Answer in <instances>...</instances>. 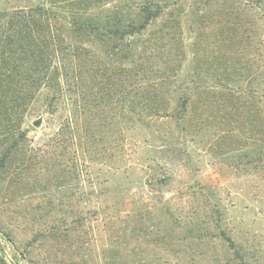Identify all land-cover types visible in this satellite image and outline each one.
Listing matches in <instances>:
<instances>
[{
  "label": "rangeland",
  "instance_id": "obj_1",
  "mask_svg": "<svg viewBox=\"0 0 264 264\" xmlns=\"http://www.w3.org/2000/svg\"><path fill=\"white\" fill-rule=\"evenodd\" d=\"M84 46L66 106L25 120L0 177V264H264V6L176 0L134 59ZM144 103L161 116L134 121Z\"/></svg>",
  "mask_w": 264,
  "mask_h": 264
},
{
  "label": "trees",
  "instance_id": "obj_2",
  "mask_svg": "<svg viewBox=\"0 0 264 264\" xmlns=\"http://www.w3.org/2000/svg\"><path fill=\"white\" fill-rule=\"evenodd\" d=\"M114 1L14 0L11 6L0 10V133L5 140L0 177L8 173L14 154L27 152L30 148L27 132L22 128L25 120L42 114L53 115L62 108L69 74L75 84L80 83L85 62L83 56L88 53L84 43L99 47L111 60L134 59L142 33L176 0ZM257 3L264 6V0H257ZM58 24L64 27L62 34ZM87 69L96 72L92 64ZM139 72L135 70V76L141 75L142 78ZM154 81L158 78H153L150 83ZM137 87L134 88L135 94L140 90ZM187 89H173L178 95V119L187 112L193 90ZM74 90L73 93L77 94L76 85ZM158 91L155 85L150 87L151 95ZM135 104L130 107L132 113L136 111ZM74 107L76 113L73 116L77 121L78 115L84 111L77 101ZM140 107L134 116V121L140 124L146 121V117L161 116L162 112L150 103ZM68 126L67 122L62 128L66 130ZM84 134L85 145L89 141L86 130Z\"/></svg>",
  "mask_w": 264,
  "mask_h": 264
},
{
  "label": "water",
  "instance_id": "obj_3",
  "mask_svg": "<svg viewBox=\"0 0 264 264\" xmlns=\"http://www.w3.org/2000/svg\"><path fill=\"white\" fill-rule=\"evenodd\" d=\"M40 124V122H37V123H35V126H38Z\"/></svg>",
  "mask_w": 264,
  "mask_h": 264
}]
</instances>
